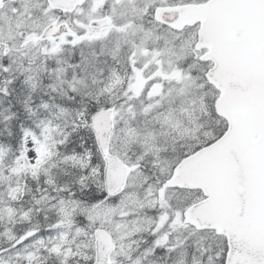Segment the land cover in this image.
Segmentation results:
<instances>
[{
    "label": "snow or ice",
    "instance_id": "1",
    "mask_svg": "<svg viewBox=\"0 0 264 264\" xmlns=\"http://www.w3.org/2000/svg\"><path fill=\"white\" fill-rule=\"evenodd\" d=\"M0 264H264V0H0Z\"/></svg>",
    "mask_w": 264,
    "mask_h": 264
}]
</instances>
